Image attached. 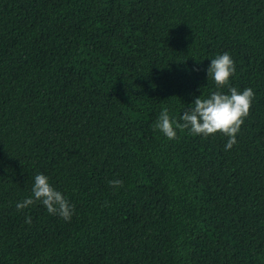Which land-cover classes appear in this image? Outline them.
Returning a JSON list of instances; mask_svg holds the SVG:
<instances>
[{"label":"trees","instance_id":"16d2710c","mask_svg":"<svg viewBox=\"0 0 264 264\" xmlns=\"http://www.w3.org/2000/svg\"><path fill=\"white\" fill-rule=\"evenodd\" d=\"M224 52L237 143L154 131ZM38 173L70 222L17 210ZM0 264H264V0H0Z\"/></svg>","mask_w":264,"mask_h":264},{"label":"clouds","instance_id":"9594fccd","mask_svg":"<svg viewBox=\"0 0 264 264\" xmlns=\"http://www.w3.org/2000/svg\"><path fill=\"white\" fill-rule=\"evenodd\" d=\"M235 71V62L228 52L211 59L207 78L214 81L217 90L207 98L201 96L195 98L191 106L181 115L182 123L171 118L167 108L162 109L158 120L153 125V130H159L169 140L177 139V129H188L191 134L204 138L220 133L228 138L225 150H230L237 143L236 137L244 120L249 116L255 99V93L251 88L240 91L231 86L230 77L235 74ZM224 88L228 89L227 93L221 91ZM109 184L113 188L124 186L123 180L118 179L109 181ZM36 202L42 203L49 214L59 215L66 222L71 221L73 206L42 173L34 177L32 196L17 203L16 208L21 211ZM25 222L31 223V217H27Z\"/></svg>","mask_w":264,"mask_h":264}]
</instances>
